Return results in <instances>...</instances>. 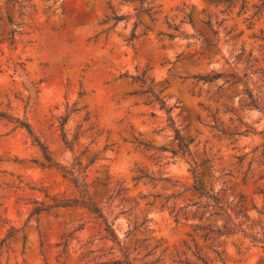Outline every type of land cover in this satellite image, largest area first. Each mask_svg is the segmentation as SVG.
<instances>
[{"label":"rangeland","instance_id":"obj_1","mask_svg":"<svg viewBox=\"0 0 264 264\" xmlns=\"http://www.w3.org/2000/svg\"><path fill=\"white\" fill-rule=\"evenodd\" d=\"M261 2L0 0V264H264Z\"/></svg>","mask_w":264,"mask_h":264},{"label":"trees","instance_id":"obj_2","mask_svg":"<svg viewBox=\"0 0 264 264\" xmlns=\"http://www.w3.org/2000/svg\"><path fill=\"white\" fill-rule=\"evenodd\" d=\"M142 2L145 1V0H141ZM231 4L234 2V1H241L242 3V7L245 6V3H246V0H228ZM264 8V0H262L261 4L258 6V9L261 10ZM150 11V10H149ZM124 18L121 17V16H116L115 17V20H116V23L122 21ZM207 25L209 27H211V22L208 21L207 22ZM195 78H198L199 80L205 82V83H212L213 81H215L217 78H218V75L216 76H213V77H210V76H200V75H196ZM132 79L134 80H142V78H140L139 76L137 77H133L132 76ZM150 91V90H149ZM250 97L252 98V103L253 105H255V99L253 98V96L250 94ZM157 98V96H156ZM162 104V109H166L168 113H170L172 111V108H168L165 103H161ZM169 121H170V127L173 129L174 131V134H175V140L177 141V147L178 149L177 150H171L172 154L174 156H177L179 154H181L184 158L188 157L190 155V149H189V145L190 143H192V141H185L183 138H182V134H181V130L175 125V122L173 119L169 118ZM23 127L25 129H27V131L29 132V134L34 137V142L36 143V145L40 148V150L42 151L44 157L46 160L50 161V157H49V154L46 152V149H45V146L37 139V137L34 136V132L33 130L29 127V126H25L23 125ZM263 133V132H261ZM146 148L148 147H151L150 145H144ZM158 150H162V151H168L167 148H165L164 146L160 147ZM192 172L194 174V177H195V185H194V189L197 190L201 196H206L207 198H209L210 200L214 201L215 203H217L218 205H221V201L219 198H217L216 195H208L206 193H204L202 187H201V183L198 181L197 177L195 176V171L194 169H192ZM143 177H149L148 175H144V176H141V177H138L136 178L137 180H140L142 179ZM52 204H50L47 208H45V211L51 209V208H74V207H83V208H86L88 209L90 212L94 213L98 218H101V214H100V211L98 210V208H96L95 206L89 204L88 201H84V200H79V199H59V198H52ZM223 207V206H221ZM43 209L41 208H37L34 210L33 214H40L41 211ZM106 232L108 234L107 238L110 239L112 242L114 243H118L120 244L119 242V239L116 235V232L113 228H111L110 226H107L106 228ZM114 264H122L121 261H115ZM127 264V263H126Z\"/></svg>","mask_w":264,"mask_h":264}]
</instances>
